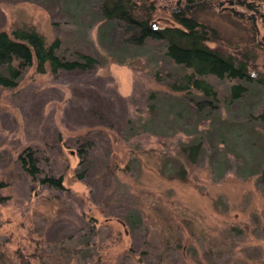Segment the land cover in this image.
<instances>
[{"label":"rangeland","instance_id":"1","mask_svg":"<svg viewBox=\"0 0 264 264\" xmlns=\"http://www.w3.org/2000/svg\"><path fill=\"white\" fill-rule=\"evenodd\" d=\"M96 1L0 0V30L33 28L47 43L59 38L68 56L97 58L91 69L57 73L33 65L17 86H0V264H264V186L257 184L264 147L249 153L216 121L211 145L188 163L181 144L197 133L196 116L175 122L188 91L169 87L184 82L186 70L163 57L161 41L123 43L119 24L103 20ZM135 1L140 14L152 5L154 25L175 23L173 11L195 17L210 47L264 78V0ZM207 79L221 97L235 82ZM152 92L161 100L151 101ZM248 110H264V85L238 106H223V116ZM149 116L154 126H142ZM85 142L88 169L80 178ZM26 147L46 173L63 177L64 189L27 174L18 160ZM181 163L186 178L169 177ZM129 214L140 215L134 227Z\"/></svg>","mask_w":264,"mask_h":264},{"label":"trees","instance_id":"2","mask_svg":"<svg viewBox=\"0 0 264 264\" xmlns=\"http://www.w3.org/2000/svg\"><path fill=\"white\" fill-rule=\"evenodd\" d=\"M149 5V4H148ZM146 5L142 9L146 12L139 13L135 0H97L96 10L101 18L108 23L119 24L120 37L123 43L132 47L145 46L148 40L161 41L163 45V57L170 63L183 68L182 83H171L169 87L175 91L187 90L185 96L179 98L177 113L173 116L175 122L183 117L182 114H193L187 119L196 116L195 128L197 133L188 142L181 144V152L185 160L194 164L199 156L206 152L209 137H212L214 124L220 122V130L224 127L232 129L234 137L244 143L249 153L256 154L260 146L264 147V134L258 129L264 127V110L257 114L248 110L243 117L236 116L231 120L223 116L225 110L238 106L246 93L251 88L264 85V78L255 77L249 70V64L243 59L226 54L216 48L210 47L206 30L193 16L184 12L173 11L172 20L175 23L160 26L151 22L150 7ZM59 38L47 43L45 37L33 28L17 27L11 33L0 30V86L15 87L25 71L35 66L39 72H45L49 67L53 73L60 70L91 69L97 62L92 54L77 51L72 56L61 52ZM213 76L219 79H235L229 87V91L221 97L213 83L207 78ZM200 91V95L189 91V88ZM151 99L161 100L156 92H152ZM153 101V99L151 100ZM150 111H154L151 103ZM189 114V115H190ZM134 125L135 119L129 118ZM208 120L210 127H202ZM260 121L256 126V122ZM154 117H147L142 126H154ZM239 124L249 126V131H240L235 128ZM261 130V129H260ZM88 143H81L78 154L81 157L79 177L86 176L88 169ZM216 148V147H215ZM21 167L32 178H37L39 183L54 188L64 189L63 177L46 173L40 166L39 157L32 147L24 148L18 155ZM186 167L181 163L176 171L169 177L186 178ZM257 184L264 186V166L257 175ZM127 220L132 227L140 221V215L129 214Z\"/></svg>","mask_w":264,"mask_h":264},{"label":"water","instance_id":"3","mask_svg":"<svg viewBox=\"0 0 264 264\" xmlns=\"http://www.w3.org/2000/svg\"><path fill=\"white\" fill-rule=\"evenodd\" d=\"M229 2L231 3V2H232V0H229ZM262 40L264 41V36L262 37Z\"/></svg>","mask_w":264,"mask_h":264},{"label":"flooded vegetation","instance_id":"4","mask_svg":"<svg viewBox=\"0 0 264 264\" xmlns=\"http://www.w3.org/2000/svg\"><path fill=\"white\" fill-rule=\"evenodd\" d=\"M180 2H178V4H179Z\"/></svg>","mask_w":264,"mask_h":264}]
</instances>
